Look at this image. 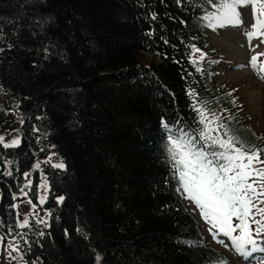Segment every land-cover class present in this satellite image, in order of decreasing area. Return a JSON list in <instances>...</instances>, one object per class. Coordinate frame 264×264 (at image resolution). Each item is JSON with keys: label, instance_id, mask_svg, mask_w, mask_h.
<instances>
[{"label": "trees", "instance_id": "1", "mask_svg": "<svg viewBox=\"0 0 264 264\" xmlns=\"http://www.w3.org/2000/svg\"><path fill=\"white\" fill-rule=\"evenodd\" d=\"M214 11L205 0H0V90L23 117L20 144L0 145V235L26 264H229L182 203L161 127L196 135L195 109H234L212 62L192 59ZM223 120L236 146L262 149L239 115ZM51 150L66 168L45 162L49 217L20 227L24 174Z\"/></svg>", "mask_w": 264, "mask_h": 264}, {"label": "snow or ice", "instance_id": "2", "mask_svg": "<svg viewBox=\"0 0 264 264\" xmlns=\"http://www.w3.org/2000/svg\"><path fill=\"white\" fill-rule=\"evenodd\" d=\"M205 2L215 9L214 12L207 13L202 18L209 21L210 27L242 23L237 11L238 7L253 4L256 22L252 27L255 31L247 35L264 37V18H262L264 17V0H216V3L205 0ZM177 3L182 4V0H177ZM154 18L155 15H153ZM37 23L42 27L46 21H37ZM260 42L264 43V39ZM256 47H259V44ZM192 48L195 52L201 51L195 48V45H192ZM205 55L206 53H202L198 59L203 60ZM261 56H264V53H257L252 56L249 63L252 67L258 68L260 74L264 76V63L258 64ZM193 63H196V60H193ZM189 94L197 95L194 90ZM200 103L203 105L205 102L200 101ZM195 110L199 113V123L205 125L204 129L198 131L196 135H191L182 129H177L173 133L172 126L167 121H161V127L167 133L165 149L175 169L174 178L180 185L177 190H183L186 198L193 200L199 206L203 218L212 225L209 231L214 237L220 233L230 237L236 250L242 255L252 256L256 251L264 252V248H258L256 239V236L264 235V208L254 203L257 200L264 203V200H260V197H264V160L260 158L264 149L249 144L245 150L243 142H240V147H237L236 138L228 134L229 130L224 125L217 124L215 128L212 127V124L219 120L218 116H214L213 120L209 121L203 107ZM221 128L224 129L223 135H212L214 131L219 132ZM201 141H203L202 144ZM20 142L19 138H14L5 143L4 135L0 134V145L5 148L18 146ZM217 148L219 150H216ZM52 166L57 169L66 168L63 161ZM11 174V172L8 173V175ZM45 199V197H39L40 203L43 204ZM57 199L62 202L65 198L59 196ZM257 215H260L261 219H256ZM28 225L29 221L24 219L19 226ZM253 225L256 227L253 228ZM213 229L217 231L213 232ZM237 230L239 234L235 235ZM220 243L223 244L224 241L221 240ZM4 244L5 237L0 236V245ZM8 246L15 248L14 245ZM249 246H251L250 250ZM15 250L18 251V248ZM219 264H226V262L221 261Z\"/></svg>", "mask_w": 264, "mask_h": 264}, {"label": "rangeland", "instance_id": "3", "mask_svg": "<svg viewBox=\"0 0 264 264\" xmlns=\"http://www.w3.org/2000/svg\"><path fill=\"white\" fill-rule=\"evenodd\" d=\"M237 11L239 12V19L242 23L225 24L216 27L209 26L206 31V51L196 52L192 59L199 63L212 62L211 67L212 73H214V81H217L220 85L224 84L232 95L236 97L234 109L228 114L232 115L236 113L243 119L245 126H249L258 136L260 135L262 138V149H264V77L260 74L258 68L248 65L250 62L248 60L251 59L250 54L252 53V48L254 50L258 49L257 53H264V43L260 42L264 37H259L253 41L251 36L247 35V33L252 31V26L256 22L253 4L241 5ZM256 15H259V13H256ZM258 44L259 47L257 48L256 45ZM202 53H206V55L203 60H199L198 57ZM146 58L150 60V55ZM260 63H264V56L259 57L258 64ZM253 92H258L256 99H253L251 95ZM228 114L224 113L223 116H218L219 120L215 121L212 127L215 128L217 124L223 125V117ZM214 116L216 115H207V118L209 121H212ZM22 122L23 117H21L19 109L17 107H9L0 90V134L4 135L5 143L10 142L14 138L21 139L20 127ZM223 133L224 129L221 128L219 132L214 131L212 135H223ZM53 153L56 155H52ZM49 157H51V160H49ZM260 158L264 160V151L261 152ZM46 161L54 165L63 160L57 151L51 150L47 155L41 154L36 163H34L35 165L31 168V171L27 172L26 185L28 187L16 197L19 224L24 219H27L29 222L32 219L45 221L49 217V211L42 210L45 202L41 204L39 200V197H45L46 201L50 190L49 180L43 169ZM33 169H39L40 174V180L37 183L38 192L36 200L31 198L28 191L35 178ZM179 196L182 203L187 207V210L196 218L198 227H200L202 236L207 244L216 250H221L229 264H264V252L256 251L253 252L252 256L242 255L236 250L230 237L224 236L223 233L214 237L213 233L209 231L212 225L203 218L199 206L193 200L186 198L183 190L180 191ZM260 200H264V197H260ZM254 203L264 208V203H260L259 200L254 201ZM256 219H261V216L257 215ZM252 227L255 228L256 225ZM215 231L217 230L213 229V232ZM234 234L238 235L239 230ZM256 239L258 248H264V235L256 236ZM221 240L224 241L223 244L220 243ZM8 245H14L17 248L11 239L9 240L5 237V244L0 245V264H26L21 259L19 248L17 251L14 247ZM250 249L251 246H249ZM8 253H11V255H8Z\"/></svg>", "mask_w": 264, "mask_h": 264}, {"label": "bare ground", "instance_id": "4", "mask_svg": "<svg viewBox=\"0 0 264 264\" xmlns=\"http://www.w3.org/2000/svg\"><path fill=\"white\" fill-rule=\"evenodd\" d=\"M253 31H255V29H253L252 28V31L251 32H253ZM259 37H257V36H251V39L253 40V41H255V40H257ZM252 40H251V44H252ZM258 48V47H257ZM255 49H256V47H255ZM257 50L258 49H256V50H254L253 48H252V53L250 54L251 55V58H252V56H254V55H256L257 54ZM246 60V59H245ZM251 60V59H250ZM250 60H248V61H250ZM248 65H250V63L248 64ZM248 65H247V67H248ZM250 70V69H249ZM248 70V71H249ZM248 73H250V72H248ZM264 77V76H263ZM257 94H258V92H253L251 95H252V97H253V99H256V97H257Z\"/></svg>", "mask_w": 264, "mask_h": 264}]
</instances>
